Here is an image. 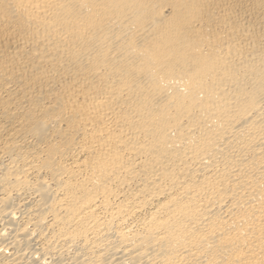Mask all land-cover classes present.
Here are the masks:
<instances>
[{"label": "bare ground", "instance_id": "6f19581e", "mask_svg": "<svg viewBox=\"0 0 264 264\" xmlns=\"http://www.w3.org/2000/svg\"><path fill=\"white\" fill-rule=\"evenodd\" d=\"M0 264H264V0H0Z\"/></svg>", "mask_w": 264, "mask_h": 264}]
</instances>
